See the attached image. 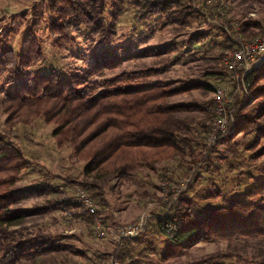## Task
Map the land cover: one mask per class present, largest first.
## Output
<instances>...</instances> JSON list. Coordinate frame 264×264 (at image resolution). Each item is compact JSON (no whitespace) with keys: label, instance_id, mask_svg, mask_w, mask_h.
<instances>
[{"label":"rangeland","instance_id":"rangeland-1","mask_svg":"<svg viewBox=\"0 0 264 264\" xmlns=\"http://www.w3.org/2000/svg\"><path fill=\"white\" fill-rule=\"evenodd\" d=\"M50 1L0 0V50L9 47L15 53L20 52L22 40L29 29L38 38L42 58L25 72H83L102 57L112 59L117 56L120 58L118 64L93 73L90 80L99 82L123 72L153 67L152 80L182 85L207 80L204 76L207 71L215 67L222 69V65L212 60L223 54L218 42L223 39L222 33L225 32L213 19L208 20L204 15L202 5L205 0L194 1L193 7L203 15L184 26L175 20L176 16L172 13L176 8L174 3L170 5L168 15L145 19L140 17L141 10L130 4L129 0H107L102 18L106 23L114 24V33L106 39L100 38L90 35L88 28L82 25L73 32L74 41L61 49L54 45V36L48 29L50 17L55 15L49 9ZM227 5L228 14L236 22L249 18L264 19V0H227ZM251 11L257 15L250 17L248 13ZM154 49L159 52L145 54L147 50ZM10 73L0 76V132L6 133L8 139L19 146L29 160L27 166L18 173L15 186H31L41 180L49 182L54 190L59 188L66 191L65 195H71L81 187L74 182H64L65 177L99 183L107 202L100 212L107 233L97 237L81 209L74 212L61 209L38 211L37 208L45 206L48 195L32 194L15 204L18 209L31 213L9 230H14L17 238L36 237L46 240V245H68L74 251L68 252L65 263L62 262L65 250H60L6 264H70L81 257V253L75 250L84 252L89 259H101V255L107 257L116 246L113 237L116 227L131 223L142 214L149 218L146 225L149 230L128 240L124 247L125 252L140 264H188L215 253L229 254L220 260L231 264L264 257V238L254 237L197 241L181 255L163 259L167 241L150 230L151 216L169 210L180 198L191 201L194 212L199 214L201 210L225 205L231 198L240 196L252 185L264 180V153L256 161L249 158L254 151L264 150V134L257 135L256 129L259 125L264 129V111L256 116L260 108L264 107V98L254 99L253 95H247L242 99L241 106H246L234 119L240 124L246 122L242 125L245 129L237 132L233 130L235 134L232 139L214 143L207 160H201L200 155H196L207 144L206 128L204 130L201 127V122H209L207 114L196 109L182 110L176 114L190 122L189 136L193 142L195 159L188 155L183 158L176 156L156 163L153 169L139 168L131 171L126 178L110 176L101 183L93 175L84 173L86 160L75 158L69 146L58 147L55 144L51 134L53 124L45 123L42 118L13 126L4 122L2 88L8 86L5 80ZM208 81L220 85L216 78ZM259 84H264V79ZM211 98V90L193 88L175 94L168 100L199 103L210 101ZM54 196L49 195V198Z\"/></svg>","mask_w":264,"mask_h":264},{"label":"trees","instance_id":"trees-1","mask_svg":"<svg viewBox=\"0 0 264 264\" xmlns=\"http://www.w3.org/2000/svg\"><path fill=\"white\" fill-rule=\"evenodd\" d=\"M194 1L129 0V3L139 8L140 17L145 19L168 15L170 5L174 3L176 8L172 13L176 16L175 20L184 26L203 15L193 7ZM106 5L107 0H51L49 9L55 15L50 17L48 29L54 36V45L61 49L74 41L73 32L78 31L82 25L88 28L92 36L106 39L112 35L114 24L106 23L102 18ZM262 21L264 19L241 20L239 24L242 33L246 37L254 36L260 31ZM222 36L218 45L224 51L232 44L226 32ZM150 52L159 51L147 50L145 54ZM42 55L38 38L31 29L22 40L20 52L15 53L9 47L0 50V76L11 72L5 80L8 86L2 88L4 122L13 126L42 118L45 123L53 124L51 134L55 144L58 147L69 146L75 158L86 160L84 173L93 175L100 182L110 176L126 178L131 171L139 168L153 169L156 163L176 156L183 158L188 155L195 159L193 142L189 136L190 122L178 117L176 113L182 110H201L210 121L213 118L209 109L212 98L199 103L170 102L168 99L193 88L212 91L217 86L209 83L210 78H216L221 83L228 76L221 60L222 53L212 60L222 65V69L207 71L204 74L207 80L182 85L152 80L150 76L155 71L153 67L123 72L99 82L90 80L93 73L118 64L120 58L117 56L112 59L102 57L83 72H25ZM246 79L249 87L236 95L231 103L234 117L245 108L246 105L241 104L247 95H253L254 99L264 98V84H259L264 79V61L249 72ZM262 111L264 107L260 108L256 116ZM245 123H237L234 119L231 126L237 132L245 129L242 126ZM201 127L205 130L207 126L201 122ZM256 129L257 135L264 134L260 125ZM235 132L223 134L216 142L232 139ZM214 143L203 145V150L196 155H200L201 160H207ZM262 153L264 150H256L249 158L256 161ZM28 162L23 150L11 142L6 133L0 132V262L12 263L22 258L41 256L47 251L65 250L66 255L62 260L65 263L68 252L74 251L68 245L55 247L46 245V240L36 237L17 238L15 231L9 230L31 213L18 209L15 204L32 194L48 195L45 206L37 208L38 211L61 209L74 212L81 209L85 218L91 221V216L86 214L78 202L72 198H60L66 191L59 188L54 190L49 182L40 180L31 186L16 187L18 173ZM63 179L64 182H74L88 190L99 205L98 214L107 206L99 183L67 177ZM52 194L55 196L49 198ZM150 221L151 232L163 236L167 241L163 259L181 255L197 241L264 238V180L252 185L240 196L231 198L225 205L201 210L199 214L194 212L191 201L180 198L175 206L164 213L153 214ZM147 230L145 227L143 232ZM75 252L87 258L84 252ZM228 255L215 253L188 264H231L220 260ZM100 257L105 258L104 255ZM125 264L140 262L129 256ZM234 264H264V257Z\"/></svg>","mask_w":264,"mask_h":264},{"label":"built area","instance_id":"built-area-1","mask_svg":"<svg viewBox=\"0 0 264 264\" xmlns=\"http://www.w3.org/2000/svg\"><path fill=\"white\" fill-rule=\"evenodd\" d=\"M227 0H205L203 8L206 17L220 26L230 36L231 46L224 49L222 63L228 76L224 82L212 90V103L209 107L213 118L206 125V142L212 144L223 134L233 131L231 124L234 122L233 98L249 87L246 79L247 74L264 61V21L261 23L260 31L252 37H246L242 33L239 22L228 14ZM209 9V10H208ZM250 17L256 16L255 11L248 13ZM60 198H70L78 202L86 214L91 216V225L97 237L104 236V224L100 214L97 213L98 203L95 197L84 188H77L71 195L62 194ZM148 217L142 214L137 220L117 226L114 231L116 246L114 251L107 257L99 259L78 257L70 264H125L129 255L124 247L128 240L136 237L147 225Z\"/></svg>","mask_w":264,"mask_h":264},{"label":"crops","instance_id":"crops-1","mask_svg":"<svg viewBox=\"0 0 264 264\" xmlns=\"http://www.w3.org/2000/svg\"><path fill=\"white\" fill-rule=\"evenodd\" d=\"M232 10V9H231ZM216 68V67H215ZM215 68H213V69H215ZM217 69V68H216ZM224 82V81H223ZM223 82H221V83H223ZM220 82H219V84H221Z\"/></svg>","mask_w":264,"mask_h":264}]
</instances>
